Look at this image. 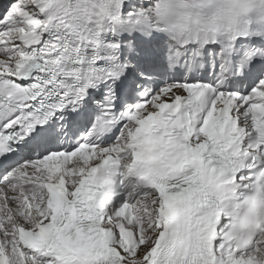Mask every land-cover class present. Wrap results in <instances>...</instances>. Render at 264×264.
I'll use <instances>...</instances> for the list:
<instances>
[{
    "label": "snow or ice",
    "instance_id": "1",
    "mask_svg": "<svg viewBox=\"0 0 264 264\" xmlns=\"http://www.w3.org/2000/svg\"><path fill=\"white\" fill-rule=\"evenodd\" d=\"M0 264H264V0H0Z\"/></svg>",
    "mask_w": 264,
    "mask_h": 264
}]
</instances>
